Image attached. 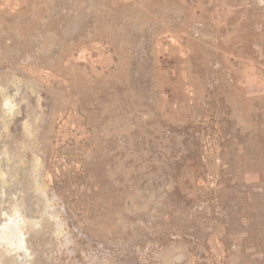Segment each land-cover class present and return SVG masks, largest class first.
<instances>
[{"label": "rangeland", "instance_id": "374dc122", "mask_svg": "<svg viewBox=\"0 0 264 264\" xmlns=\"http://www.w3.org/2000/svg\"><path fill=\"white\" fill-rule=\"evenodd\" d=\"M0 264H264V0H0Z\"/></svg>", "mask_w": 264, "mask_h": 264}]
</instances>
